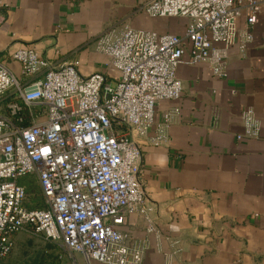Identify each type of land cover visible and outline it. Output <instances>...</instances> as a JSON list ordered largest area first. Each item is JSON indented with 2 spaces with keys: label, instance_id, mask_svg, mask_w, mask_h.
Instances as JSON below:
<instances>
[{
  "label": "built area",
  "instance_id": "obj_1",
  "mask_svg": "<svg viewBox=\"0 0 264 264\" xmlns=\"http://www.w3.org/2000/svg\"><path fill=\"white\" fill-rule=\"evenodd\" d=\"M143 10L154 19H187L185 36L130 26L102 36L96 49L109 57L114 82L104 73L83 77L78 61L58 66L31 47L10 57L20 77L0 61V264L21 232L88 263L144 264L141 249L129 247L120 230L128 215L150 221L151 211L141 181L143 151L124 130L145 137L157 105L181 99L180 66L206 63L224 76L229 50L245 52L251 29L264 23V0H149ZM243 125L238 139L259 136L252 110ZM167 127L168 121L158 127L151 145L165 143ZM25 177L35 179L44 208H28L18 183Z\"/></svg>",
  "mask_w": 264,
  "mask_h": 264
},
{
  "label": "crops",
  "instance_id": "obj_2",
  "mask_svg": "<svg viewBox=\"0 0 264 264\" xmlns=\"http://www.w3.org/2000/svg\"><path fill=\"white\" fill-rule=\"evenodd\" d=\"M0 61L20 77L10 59L33 48L58 66L79 62L81 76L110 72V59L96 49L104 35L126 27L184 37L188 20L151 18L149 0H0ZM245 30V16L237 21ZM253 41L242 52L232 47L224 76L206 63L182 65L179 101L156 107L155 125L145 137L133 136L143 157L141 181L147 216L128 215L120 230L127 245L140 248L144 264H264V23L251 29ZM252 110L259 136L243 137V114ZM168 121L167 140L150 139ZM152 226V232L149 227ZM60 264L88 263L63 251Z\"/></svg>",
  "mask_w": 264,
  "mask_h": 264
},
{
  "label": "rangeland",
  "instance_id": "obj_3",
  "mask_svg": "<svg viewBox=\"0 0 264 264\" xmlns=\"http://www.w3.org/2000/svg\"><path fill=\"white\" fill-rule=\"evenodd\" d=\"M40 197V189L36 185L34 191L29 194L28 205L41 206ZM62 252L58 246L40 236L21 232L16 235L13 251L4 264H60L58 257Z\"/></svg>",
  "mask_w": 264,
  "mask_h": 264
},
{
  "label": "trees",
  "instance_id": "obj_4",
  "mask_svg": "<svg viewBox=\"0 0 264 264\" xmlns=\"http://www.w3.org/2000/svg\"><path fill=\"white\" fill-rule=\"evenodd\" d=\"M18 183L25 188L28 197H29V194L34 191L35 186H36L35 179L33 177L21 178L18 181ZM33 184H35V185H33ZM39 203L41 206H31V205H28V202H27V206L30 209H42L45 207L44 202H43L41 197L39 199Z\"/></svg>",
  "mask_w": 264,
  "mask_h": 264
},
{
  "label": "water",
  "instance_id": "obj_5",
  "mask_svg": "<svg viewBox=\"0 0 264 264\" xmlns=\"http://www.w3.org/2000/svg\"><path fill=\"white\" fill-rule=\"evenodd\" d=\"M108 224V222H106Z\"/></svg>",
  "mask_w": 264,
  "mask_h": 264
}]
</instances>
